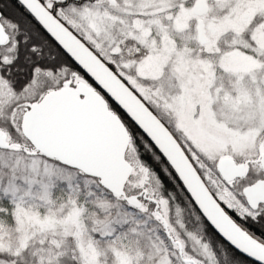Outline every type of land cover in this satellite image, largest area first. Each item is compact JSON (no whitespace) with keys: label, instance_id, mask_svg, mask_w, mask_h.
<instances>
[{"label":"snow or ice","instance_id":"6c2138e0","mask_svg":"<svg viewBox=\"0 0 264 264\" xmlns=\"http://www.w3.org/2000/svg\"><path fill=\"white\" fill-rule=\"evenodd\" d=\"M0 264H264V0H0Z\"/></svg>","mask_w":264,"mask_h":264}]
</instances>
